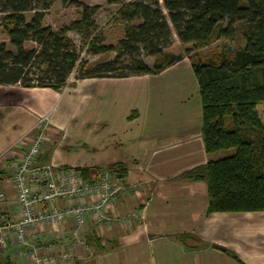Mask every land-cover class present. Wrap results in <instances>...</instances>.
<instances>
[{
    "label": "crops",
    "instance_id": "crops-1",
    "mask_svg": "<svg viewBox=\"0 0 264 264\" xmlns=\"http://www.w3.org/2000/svg\"><path fill=\"white\" fill-rule=\"evenodd\" d=\"M182 54L158 73L75 77L60 89L0 83V221L18 214L13 162L44 115L51 132L39 160L92 171L120 165L115 179L133 190L110 214L140 213L109 225L89 217L79 232L87 247L75 242L69 219L34 227L26 244L0 248V262L31 264L32 246L42 255L62 244L73 257L56 264H264V211L208 213L207 183L185 176L225 151L204 148L194 59Z\"/></svg>",
    "mask_w": 264,
    "mask_h": 264
},
{
    "label": "trees",
    "instance_id": "trees-1",
    "mask_svg": "<svg viewBox=\"0 0 264 264\" xmlns=\"http://www.w3.org/2000/svg\"><path fill=\"white\" fill-rule=\"evenodd\" d=\"M55 1L79 6L80 18L56 31L44 25V14ZM106 2L117 5V14L125 22L117 44L103 43L96 30L92 16L98 5L78 0H0L2 26L15 49L0 43V83L60 89L73 69L76 78L158 73L183 56L162 49L173 35L181 43L203 48L220 37L231 39L234 22L242 21L243 47L229 57L215 54L192 62L201 98L204 148L225 154L188 170L185 176L207 183L208 213L264 211V0ZM25 12H31L28 20ZM70 30L84 36L86 53L113 52V57L86 67V59L79 57L66 35ZM27 40L37 47L25 48ZM140 54L153 56V66ZM35 65L44 66L43 75L32 74ZM107 168L114 172L121 166ZM81 169L85 177L91 171Z\"/></svg>",
    "mask_w": 264,
    "mask_h": 264
},
{
    "label": "built area",
    "instance_id": "built-area-1",
    "mask_svg": "<svg viewBox=\"0 0 264 264\" xmlns=\"http://www.w3.org/2000/svg\"><path fill=\"white\" fill-rule=\"evenodd\" d=\"M73 77L71 72L67 81ZM33 129L29 145L13 162L12 181L18 214L0 221V248L10 241L24 245L32 228L46 225L57 227L68 219L74 224L72 237L75 242L87 247L79 232L89 217L107 225L113 221L130 222L140 217L139 211L121 217L110 214L117 197L133 190L132 185L118 182L111 169L91 170L85 177L80 167L41 162L39 158L51 132L47 115L40 117ZM57 201H64L65 204L55 205ZM31 248V264H56L57 261H67L73 257L72 250L62 244L53 254L38 255L35 247Z\"/></svg>",
    "mask_w": 264,
    "mask_h": 264
},
{
    "label": "rangeland",
    "instance_id": "rangeland-1",
    "mask_svg": "<svg viewBox=\"0 0 264 264\" xmlns=\"http://www.w3.org/2000/svg\"><path fill=\"white\" fill-rule=\"evenodd\" d=\"M83 3H86L89 6L98 5L99 8L96 13L92 16L97 25V32L103 38V43L106 44H117V41L123 36L124 33V20H122L117 14V5H109L106 0H78ZM81 13V8L75 4H62L60 1H55L52 6L45 12L42 23L44 25H49L54 31L58 30L61 26L69 25L72 21L79 19ZM4 13L0 12V43L3 42L7 48L15 50L14 46L9 43V38L2 26V17ZM25 18L28 20L31 16V12L24 13ZM137 23V21H133ZM226 23H223L225 26ZM234 35L231 39H226L223 37L214 40L203 48H195L193 43H181L175 35L170 38L169 43L164 46L162 49L165 53H184L190 54L195 60H205L206 58L213 57L215 54L223 56H231L238 48L243 47L244 38L242 36V30L244 28V23L242 21H236L233 24ZM67 37L73 42L75 47L78 49L79 57L86 59L87 66L90 67L92 63L99 62L98 59L94 58L93 55L86 53V43L84 42V36L76 31H68L66 33ZM25 48L37 47V44L31 40L24 42ZM139 57L146 63L149 67L153 66L151 60L154 57H150L144 54H140ZM126 59V58H121ZM154 61V60H153ZM44 66L35 65L31 68L33 75L41 76L43 75ZM73 78L65 80V86L68 85L76 76V69H73ZM70 72V73H71ZM67 82V83H66ZM64 85L61 87L63 88ZM228 150L227 152H230Z\"/></svg>",
    "mask_w": 264,
    "mask_h": 264
}]
</instances>
